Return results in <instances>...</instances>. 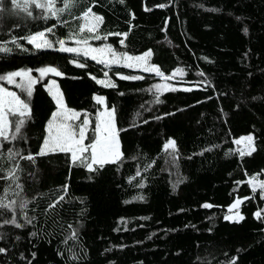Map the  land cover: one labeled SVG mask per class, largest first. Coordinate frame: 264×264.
I'll return each mask as SVG.
<instances>
[{
	"label": "trees",
	"instance_id": "1",
	"mask_svg": "<svg viewBox=\"0 0 264 264\" xmlns=\"http://www.w3.org/2000/svg\"><path fill=\"white\" fill-rule=\"evenodd\" d=\"M19 1L0 0V84L29 107L0 135V264H264V193L248 179L264 174V0H45L31 15ZM88 10L102 18L95 31L82 27ZM48 27L151 49L162 74L29 42ZM21 70L31 93L9 81ZM51 78L92 117L77 159L41 151ZM97 95L122 154L90 168ZM246 134L255 147L241 154Z\"/></svg>",
	"mask_w": 264,
	"mask_h": 264
},
{
	"label": "rangeland",
	"instance_id": "2",
	"mask_svg": "<svg viewBox=\"0 0 264 264\" xmlns=\"http://www.w3.org/2000/svg\"><path fill=\"white\" fill-rule=\"evenodd\" d=\"M43 1L45 0H20L17 5L26 14L31 15L33 13L32 3L34 2L35 5L39 6ZM101 21L100 15L88 10L83 15L82 27L95 31L99 28ZM27 39L35 47L54 48L82 54L107 67L111 65H124L133 69L162 74L159 65L151 61V49L134 54L121 50L110 42L97 45L78 36L58 35L52 27L35 31ZM178 72L176 71V73ZM9 81L12 85L21 88L26 93H31L36 78L31 72L21 70L12 74ZM98 81L108 86L114 85V81L108 77L98 78ZM47 88L53 96L57 108L47 122L46 137L41 151H71L73 158L77 159L88 149L86 138L91 127L92 117L87 112L83 113L82 111L69 109L66 106L63 92L55 79L51 78L49 80ZM95 98L101 104V109L97 115L95 138L89 146L92 153L90 168L95 164L113 162L122 154L114 109L107 105L104 96L97 95ZM12 111L25 113L29 111V107L14 89L0 84V135L8 131L9 114ZM235 144L241 154L250 153L255 147L254 136L253 134L243 135L235 139ZM248 179L253 188L260 189L264 193V174H255Z\"/></svg>",
	"mask_w": 264,
	"mask_h": 264
},
{
	"label": "water",
	"instance_id": "3",
	"mask_svg": "<svg viewBox=\"0 0 264 264\" xmlns=\"http://www.w3.org/2000/svg\"><path fill=\"white\" fill-rule=\"evenodd\" d=\"M238 207H239V203L236 201L230 206V209L233 210V209H236ZM235 217L238 219V222H240L243 219L242 212L240 210L236 211Z\"/></svg>",
	"mask_w": 264,
	"mask_h": 264
},
{
	"label": "crops",
	"instance_id": "4",
	"mask_svg": "<svg viewBox=\"0 0 264 264\" xmlns=\"http://www.w3.org/2000/svg\"><path fill=\"white\" fill-rule=\"evenodd\" d=\"M49 152V151H48Z\"/></svg>",
	"mask_w": 264,
	"mask_h": 264
}]
</instances>
